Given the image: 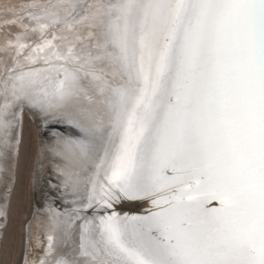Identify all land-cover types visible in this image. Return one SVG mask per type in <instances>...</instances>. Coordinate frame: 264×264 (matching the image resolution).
<instances>
[{
  "label": "snow or ice",
  "instance_id": "1",
  "mask_svg": "<svg viewBox=\"0 0 264 264\" xmlns=\"http://www.w3.org/2000/svg\"><path fill=\"white\" fill-rule=\"evenodd\" d=\"M23 7L33 9L30 31L3 36L13 55L3 61L0 223L22 97L42 107L78 101L91 137L79 151L95 164L90 205H150L101 216L112 264H264V0ZM18 22L29 28L23 16L3 19ZM48 239L39 264H70Z\"/></svg>",
  "mask_w": 264,
  "mask_h": 264
},
{
  "label": "bare ground",
  "instance_id": "2",
  "mask_svg": "<svg viewBox=\"0 0 264 264\" xmlns=\"http://www.w3.org/2000/svg\"><path fill=\"white\" fill-rule=\"evenodd\" d=\"M58 2L59 0H51L50 2L46 0H6L2 2L0 0V110H2L4 104L3 73L5 69L3 61L7 58L11 63L13 55V53H9L7 57H5L3 52V36L5 31L9 33V38L12 40H15L19 33L30 31L35 22L28 17V12L33 10L23 7L27 3L49 4ZM5 4L10 6L15 5L17 7L12 11L6 12L4 9ZM5 16L9 19L23 16L24 23L28 24L29 28L25 29L21 27L19 22L15 25L5 26L3 24ZM28 43H31V41H28ZM22 99L23 104L16 110V120L13 121V127L17 137V151L14 153L15 162L13 166L11 188H13L14 181L17 177L15 173L16 158H18L17 155L20 149V136L23 135L25 128V114L20 115L22 108H27L28 106L29 109L36 112L44 125L52 121L54 122L55 120H58L59 123H68L66 124V129L68 130L65 131L68 135L53 128L49 141H44L42 143L41 154H43V157H50L52 160L51 175L54 179L52 182V191L56 192V196L47 199V203L43 208L36 207L29 227V241L32 242L34 239L33 237L36 236L37 244H41L40 234L43 232L47 240L46 252H48L50 243L48 237L52 236L53 242L65 254L63 258L69 260L70 264L71 262H75V264H112L111 258L108 257L104 251V244L99 229H97L98 221L88 219V215L85 217L83 213L86 205L90 203V196L92 195V185L89 181L94 179L95 164L89 156L79 151V145L87 144L91 139L87 131L88 122L84 119L83 113L81 112V104L78 101H74L69 105L52 104L49 106L45 104L42 107L23 97ZM9 100L12 101L14 98L9 96ZM86 103L85 101L84 104ZM16 121H18V123H16ZM59 123H57L58 125L56 124V127L61 125ZM2 189L3 182L0 181V190ZM62 200H66L67 204L62 205L60 203ZM10 203L11 195L9 197V208ZM121 203L122 204L119 205H127L125 200L121 201ZM68 206L72 207L69 208ZM104 211L106 210H103L102 213ZM6 219H9V209L6 218L0 223V238L3 234V228L6 226ZM85 250L94 252L96 258L92 259L91 256L83 255ZM45 253L42 254L39 261L35 259L31 260L28 255L25 263L39 264L41 260L45 259Z\"/></svg>",
  "mask_w": 264,
  "mask_h": 264
},
{
  "label": "rangeland",
  "instance_id": "3",
  "mask_svg": "<svg viewBox=\"0 0 264 264\" xmlns=\"http://www.w3.org/2000/svg\"><path fill=\"white\" fill-rule=\"evenodd\" d=\"M46 1L50 2L51 0ZM28 4L32 3L26 5ZM23 114L26 117L25 128L23 135L20 136L22 140L19 141L20 149L17 155L18 158H16L15 173L17 177L11 191L9 219H6V226H4L0 238V264H26L28 255L31 260L39 261L42 254L46 252L47 240L43 232L40 234L41 244H37L36 236L33 237L32 242L29 241V227L36 207L43 208L47 203V199L56 196V192L52 191L54 180L51 175L52 160L50 157H43L41 147L44 141H49L53 128L68 135V133H64L68 130L65 126V124H68L66 122L59 123L58 120H55L56 122L52 121L44 125L40 116L29 109L28 106L22 108L20 115ZM57 123L61 125L56 127ZM66 202V200H62L60 203L64 205L67 204ZM93 204L90 205L89 203L82 210L85 217L88 215V219L98 221L97 229H99L101 216L106 217L111 210L109 208L103 214L102 211L105 210L106 206ZM138 207L142 208L143 205ZM85 217L83 218L87 219Z\"/></svg>",
  "mask_w": 264,
  "mask_h": 264
},
{
  "label": "water",
  "instance_id": "4",
  "mask_svg": "<svg viewBox=\"0 0 264 264\" xmlns=\"http://www.w3.org/2000/svg\"><path fill=\"white\" fill-rule=\"evenodd\" d=\"M65 126H67L65 124ZM63 133V132H62ZM66 133V132H64ZM127 205H119L122 204L121 202L115 203L112 208H110L111 212H118L117 214L123 215H144L147 213L148 208L150 207L149 204L144 203L143 201L137 200H125ZM139 205H143L142 208H139Z\"/></svg>",
  "mask_w": 264,
  "mask_h": 264
}]
</instances>
